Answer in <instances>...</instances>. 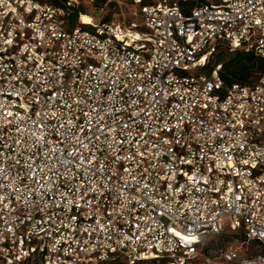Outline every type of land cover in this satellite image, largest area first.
I'll return each mask as SVG.
<instances>
[{"label":"built area","instance_id":"1","mask_svg":"<svg viewBox=\"0 0 264 264\" xmlns=\"http://www.w3.org/2000/svg\"><path fill=\"white\" fill-rule=\"evenodd\" d=\"M129 1L69 27L0 0V264H264V75L205 71L264 58V0Z\"/></svg>","mask_w":264,"mask_h":264},{"label":"trees","instance_id":"2","mask_svg":"<svg viewBox=\"0 0 264 264\" xmlns=\"http://www.w3.org/2000/svg\"><path fill=\"white\" fill-rule=\"evenodd\" d=\"M38 1L50 4L56 8L63 9L65 12V19L69 27H74L76 25L77 17H79V14L84 13L74 4L68 5V0ZM106 1L107 0H96V2L102 4L100 5V7H103ZM188 4L191 5V2L186 3V5ZM217 64H220L218 73L225 86H230L233 83L250 84L258 79L261 75H264V58L260 55L254 54L252 51L237 49L234 51H228L226 55L220 53L217 57ZM210 69L211 67L208 66V71ZM253 77H255V79ZM232 236L236 237V234H233ZM221 244L223 243L218 242L216 243L215 247ZM98 264L125 263L121 259H114L110 261H103Z\"/></svg>","mask_w":264,"mask_h":264},{"label":"rangeland","instance_id":"3","mask_svg":"<svg viewBox=\"0 0 264 264\" xmlns=\"http://www.w3.org/2000/svg\"><path fill=\"white\" fill-rule=\"evenodd\" d=\"M74 5L81 9L84 13H80L79 17H77L76 23L79 22L84 24H90L93 21H119L124 22L125 24L133 19L137 18L139 12L141 11V5H133L129 0H107L103 7H100L99 2L96 0H77L74 2ZM90 22V23H89ZM83 29L87 31H93L92 28L83 26ZM228 50L225 46H221L211 57L209 60L210 67L217 64L218 54L223 53L226 55ZM205 71H208L206 69ZM255 79V77H253ZM225 226V224H224ZM234 233L223 230L218 234H206L203 241V248L208 252L212 253L213 249L218 242H228L234 239L232 236ZM21 264H42L41 261L36 257H31L30 259L24 261ZM98 264V263H97ZM146 264H166L164 260H155L148 261Z\"/></svg>","mask_w":264,"mask_h":264},{"label":"snow or ice","instance_id":"4","mask_svg":"<svg viewBox=\"0 0 264 264\" xmlns=\"http://www.w3.org/2000/svg\"><path fill=\"white\" fill-rule=\"evenodd\" d=\"M8 43H11V41H9ZM177 235H180L179 233H176ZM185 240L189 239L188 237H183ZM194 239V238H193Z\"/></svg>","mask_w":264,"mask_h":264},{"label":"bare ground","instance_id":"5","mask_svg":"<svg viewBox=\"0 0 264 264\" xmlns=\"http://www.w3.org/2000/svg\"><path fill=\"white\" fill-rule=\"evenodd\" d=\"M90 23V22H89ZM93 23V22H92ZM91 24V23H90Z\"/></svg>","mask_w":264,"mask_h":264}]
</instances>
